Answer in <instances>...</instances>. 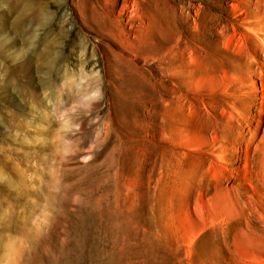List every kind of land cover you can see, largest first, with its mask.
<instances>
[{"label":"rangeland","instance_id":"rangeland-1","mask_svg":"<svg viewBox=\"0 0 264 264\" xmlns=\"http://www.w3.org/2000/svg\"><path fill=\"white\" fill-rule=\"evenodd\" d=\"M262 91L264 0H0V264H264Z\"/></svg>","mask_w":264,"mask_h":264},{"label":"bare ground","instance_id":"bare-ground-1","mask_svg":"<svg viewBox=\"0 0 264 264\" xmlns=\"http://www.w3.org/2000/svg\"><path fill=\"white\" fill-rule=\"evenodd\" d=\"M235 6H237V5H235ZM235 6H234V7H235ZM263 92H264V91H262V93H263ZM260 105H261V106H260V108H259V109H263V106H262V105H263V103H262V102H261V104H260ZM218 159H221V155L218 157Z\"/></svg>","mask_w":264,"mask_h":264}]
</instances>
